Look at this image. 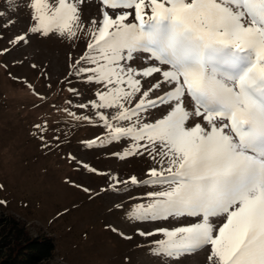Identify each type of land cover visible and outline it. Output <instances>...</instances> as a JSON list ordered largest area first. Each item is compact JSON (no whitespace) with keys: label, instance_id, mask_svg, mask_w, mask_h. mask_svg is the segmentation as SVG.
Returning a JSON list of instances; mask_svg holds the SVG:
<instances>
[{"label":"snow or ice","instance_id":"obj_1","mask_svg":"<svg viewBox=\"0 0 264 264\" xmlns=\"http://www.w3.org/2000/svg\"><path fill=\"white\" fill-rule=\"evenodd\" d=\"M84 3L29 0V31L72 42L87 37L72 67L102 90L76 107L93 110L109 141H132L120 159L145 152L160 157V170L147 172L151 180L111 177L113 190L121 183H168L132 209L135 218H193L139 235L163 237L157 255L206 247L208 264H264V0H100L99 20L87 21ZM10 43H28L27 33ZM135 52L148 53L154 63H125ZM161 105L166 114L160 119H141ZM35 127L43 140L47 122Z\"/></svg>","mask_w":264,"mask_h":264},{"label":"rangeland","instance_id":"obj_2","mask_svg":"<svg viewBox=\"0 0 264 264\" xmlns=\"http://www.w3.org/2000/svg\"><path fill=\"white\" fill-rule=\"evenodd\" d=\"M80 7L82 19L99 20L100 0H85ZM130 11L129 22H135ZM33 23L29 0H0V253L8 254L26 240L50 239L55 251L44 264H208L206 247L167 257L156 254L162 236L139 235L193 218H135L132 209L149 203L147 194L166 189L168 183H121L113 190L111 177L151 180L147 172L160 170V157L153 160L145 152L120 159L132 141H109L93 110L76 107L102 90L75 75L72 67L84 55L88 38L44 37L29 31ZM25 33L28 43H10ZM125 63L142 68L154 61L148 53L135 52ZM65 109L93 116L94 122L76 121ZM164 114L166 106L161 105L141 119L155 122ZM45 121L41 140L35 125Z\"/></svg>","mask_w":264,"mask_h":264},{"label":"trees","instance_id":"obj_3","mask_svg":"<svg viewBox=\"0 0 264 264\" xmlns=\"http://www.w3.org/2000/svg\"><path fill=\"white\" fill-rule=\"evenodd\" d=\"M55 246L50 239L26 240L17 244L8 254L0 253V264H44L54 255Z\"/></svg>","mask_w":264,"mask_h":264}]
</instances>
